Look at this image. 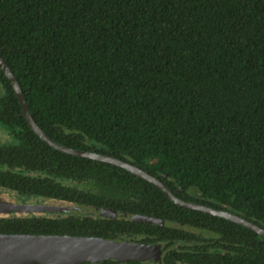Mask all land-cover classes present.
Segmentation results:
<instances>
[{
	"label": "trees",
	"instance_id": "1",
	"mask_svg": "<svg viewBox=\"0 0 264 264\" xmlns=\"http://www.w3.org/2000/svg\"><path fill=\"white\" fill-rule=\"evenodd\" d=\"M0 52L58 143L129 161L184 200L264 226V0H0ZM0 125L14 137L0 145V187L200 231L17 215L0 217V233L140 235L164 243L163 264H264V237L251 229L46 144L1 68Z\"/></svg>",
	"mask_w": 264,
	"mask_h": 264
},
{
	"label": "water",
	"instance_id": "2",
	"mask_svg": "<svg viewBox=\"0 0 264 264\" xmlns=\"http://www.w3.org/2000/svg\"><path fill=\"white\" fill-rule=\"evenodd\" d=\"M0 68L10 80L16 92L22 109V116L26 118L28 125L37 136L49 146L66 154L119 166L159 187L178 206L223 217L251 229L264 237V226L227 210L184 200L178 197L160 178L129 161L95 151L75 149L58 143L43 131L31 115L27 98L21 85L1 52ZM163 177L167 178V175H163ZM13 211L18 216L29 213L38 216L48 212L80 213L103 217L117 215V211L115 210L103 209L96 206L79 207L73 205H55L52 203H16L0 198V217L6 216ZM132 219L143 223H161L160 219L144 214L135 213L132 215ZM181 228L185 230L194 229V227L188 225ZM159 250L160 248L157 245L127 240L118 241L100 236L0 233V264H83L86 262L99 263L110 259L123 263L130 260L145 261L154 257L155 253Z\"/></svg>",
	"mask_w": 264,
	"mask_h": 264
},
{
	"label": "flooded vegetation",
	"instance_id": "3",
	"mask_svg": "<svg viewBox=\"0 0 264 264\" xmlns=\"http://www.w3.org/2000/svg\"><path fill=\"white\" fill-rule=\"evenodd\" d=\"M0 190H6V191H10V192H16L18 196H25V197H35V196H30V195H26V194H21L20 192L18 191H15V190H11V189H7V188H2L0 187ZM35 198H40V199H43V201H37L38 204L39 203H44V202H49V203H45V204H55V205H73V206H79V207H83V206H88V205H85V204H80V203H77V202H71V201H68V200H58V199H55V198H50V197H40V196H36ZM16 203H26V199H18V198H15L14 199ZM46 200H49V201H46ZM54 202V203H53ZM33 204H37V203H33ZM96 207H99V206H96ZM99 208H103V209H110V210H115L117 211V215L116 216H111V217H103V216H100V215H87V216H90V217H95V218H105V219H108V218H120V217H129L132 219V215L135 214H131L128 216V214L124 213V212H121L119 211L118 209H113V208H108V207H99ZM136 214H139V213H136ZM35 216L34 214H29V215H23V216ZM68 215H79V216H86L84 214H80V213H66V212H56V213H52V212H48L46 214H44L43 216H50V217H56V216H60V217H65V216H68ZM144 215H147V214H144ZM13 216H17V214L13 211V212H10L9 215L7 216H2V217H13ZM42 216V215H41ZM151 216V215H149ZM153 217V216H152ZM158 218V217H156ZM159 219V218H158ZM134 221V220H133ZM161 223L159 224H156V225H167V226H172V227H176V228H179V229H182L181 227H184L185 224H180V223H175L173 221H170V222H166L165 220L163 219H160ZM138 222V221H136ZM140 223H143V222H140ZM147 224H154V223H147ZM185 230V229H184ZM188 231H191V232H200L197 228H194V229H190ZM202 234H204L203 236L207 237L208 233L207 232H202ZM141 236L140 235H135L133 236V240H131L129 237L128 238H124L123 240H120V239H116L118 241H131V242H140V243H147V244H150V245H157L159 246L160 250L155 253L154 257L152 258H149L145 261H141L143 263H151V264H163V257L165 256L166 254V251L164 249V243L162 242H144V241H140ZM115 240V239H114ZM130 261H139V260H130ZM130 261H126V262H123L120 264H128V262Z\"/></svg>",
	"mask_w": 264,
	"mask_h": 264
},
{
	"label": "rangeland",
	"instance_id": "4",
	"mask_svg": "<svg viewBox=\"0 0 264 264\" xmlns=\"http://www.w3.org/2000/svg\"><path fill=\"white\" fill-rule=\"evenodd\" d=\"M13 138H12V135L10 134L9 129L0 125V145H5V144L9 143L10 141L14 140ZM0 198L3 200H8V201H15L14 200L15 198H18V199L23 198V199H26L27 200L26 203H29V204H33V203L38 204L39 201H43V199H40V198L18 196L16 192H10V191H6V190H0ZM46 201H49V200H46ZM49 202H51V201H49ZM49 202H44V203H49ZM29 214H25V215H29ZM7 215H9V214H7Z\"/></svg>",
	"mask_w": 264,
	"mask_h": 264
}]
</instances>
